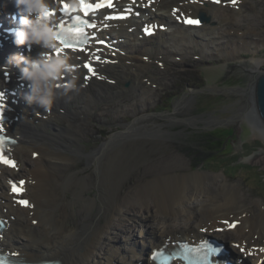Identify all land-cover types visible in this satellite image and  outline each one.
I'll list each match as a JSON object with an SVG mask.
<instances>
[{"label":"bare ground","instance_id":"6f19581e","mask_svg":"<svg viewBox=\"0 0 264 264\" xmlns=\"http://www.w3.org/2000/svg\"><path fill=\"white\" fill-rule=\"evenodd\" d=\"M244 1L237 0L236 4L242 5ZM177 2L184 1L162 0L154 5L156 12H149L148 14L152 20L169 25L166 32L157 33L164 36L170 34V38L166 41L158 39L155 45H151L139 41L136 36L129 35L127 27L137 22L135 19L129 20L127 27H124V23H117V30L113 28L107 33L112 37L114 33L124 35L125 41L118 43V45L122 44L121 48L124 50L120 52L124 53L125 51V59L129 65L127 66L122 62L121 56H117L116 61L120 63L119 74L131 77L134 84L139 88L142 89L155 80L152 72L156 76H161L162 73L167 72L174 66L187 65L191 60V57L187 56L190 52H195L200 56L203 54L209 56L215 54L212 51L215 49L217 54L220 53L222 56L233 60L236 59L241 50L254 53L255 49L258 50L262 46L260 43L264 41V30L261 31L260 25L251 26L250 28L245 27V29H242L244 31L240 30V24L243 22L239 19L241 7L238 10H233V8L222 15L219 12L225 9L217 8V6L202 2V0H197L193 4L184 3L181 7L183 11H190L191 15L202 13L209 18V23H212L213 26L209 28V32L205 33L203 29L205 24L198 29H192L183 28L176 23L174 17L169 15V10L176 6ZM199 3L204 5L199 6ZM11 8H15L13 3L10 4L8 0H0V10H4V13L1 14L3 18L7 10ZM256 9L257 6L253 5L252 10ZM258 14H263V11H259ZM144 15L145 12L142 16ZM1 16L0 18H2ZM226 26L236 27L237 29L233 30L236 35L232 37L226 35L223 30ZM196 30L203 35L200 37L191 32ZM249 34L251 36L255 35L256 38L248 39ZM239 35H242V37H239ZM13 39L10 41L13 42ZM153 40L155 38H149V41ZM250 44L252 45L249 46ZM6 49L7 47L4 46V51ZM187 50L190 52H187ZM15 53L18 54V52ZM23 55L25 54L23 53ZM178 55H180L179 59H177ZM145 57L147 60L143 62ZM2 58L3 52H0V60L7 62V59ZM4 62L2 65H8ZM263 62L262 58L253 57L249 59L248 70L240 69V72L245 75L252 76L250 77L249 88L245 87L243 90H237L242 98L235 114L238 116H234V120L240 117L242 111L246 114L250 113L247 102H251L249 95L255 86V80L257 79L255 74L262 72ZM163 66H167L168 69L166 71L161 70L160 68ZM18 70L19 67L16 66L14 69L16 74H19ZM11 86L14 85L10 84L9 86L3 80L0 81L1 88H10ZM83 89L80 88L79 91L70 92L67 96L58 95L48 112L27 104L24 99L25 92H23V97L20 100L13 96V99L19 100V104L12 107L10 113L12 123L6 126L8 131L12 132L17 138V144L12 146V157L18 161L19 169L21 165L26 174L27 182L25 183L23 196L26 195L28 206H25L27 208L24 210L20 207H12L9 201L13 199L8 196V193H11L10 186L7 191L4 190L6 184L3 185L1 180L6 179V175L13 174L12 176L15 177L16 171L4 169L9 171L6 174L1 170V167L0 199L2 203L7 202L2 205V208L6 210H3L4 215L2 212L1 215L9 224L0 241V248L3 252H7L10 248V251H16L19 258H24L27 262L54 260L58 264H151L148 260L149 250L163 244L165 238L169 237V242L175 241L176 233L179 234L180 240L203 238L205 235L198 232L199 228L205 226L209 221L211 227H214V221H231L229 215L240 217L239 221L248 235L253 236L255 234L257 238L264 237L263 205L259 202L240 205L237 185L226 187L220 195L209 193L211 189L206 186L208 182L215 179L216 175L213 174L192 171L191 174H195L190 175L188 181L163 184L158 189H152L155 192L150 194L153 198L146 199L140 190L137 193L136 191L129 193L122 202L117 203L118 169L125 172L129 171L135 161V155H138L139 159L145 158L146 150L142 147H135L129 150L116 151L111 149L112 140L104 145L105 148L100 147L86 156V163L87 161L101 162L98 183L103 199L97 203V206L103 204L104 210L100 209L92 218L97 197H91L89 190L94 180H92L89 171L81 170L84 166L81 162H75L73 155H84L85 152L81 145L92 141L95 136L96 129L94 131L89 129L88 122L105 120V118L114 120L121 117V115L116 110H109V107L103 111V104H95L91 109H82L75 113L72 119L69 118L73 114L68 111H65L63 115L57 113L61 105H66L77 99L80 100V103H88L90 98L83 95ZM142 91L146 97L140 98L141 100L134 105V108L142 102L150 101V96H147V94L151 93L146 90ZM245 95L248 96L247 100H245ZM185 102L187 101L184 98L177 101L175 108L183 107ZM124 110L123 107L122 112ZM37 115H41V121L39 122L35 118ZM57 119L65 124L66 131L63 143H59L57 140L54 141V139H46L37 131L34 132V126H38L36 129L41 130L57 121ZM135 126L136 128L132 129L133 131L129 132L128 135H135V132L142 131L143 128L150 133L154 131L152 127L155 125L148 127L145 124H137ZM61 132L62 130L59 129L56 134L59 136ZM257 135L264 138V135ZM186 137L181 138L186 139L187 144H199ZM73 144L77 145L74 152H66V148L71 147ZM35 153L38 154L37 158L27 159V154ZM72 153L73 155H71ZM187 158L189 160V157ZM88 165L90 164L87 163L85 166ZM10 181L8 180V183ZM154 184L157 183H151L150 185ZM146 188L149 189V187ZM189 188L197 189L196 192L199 195H186L185 191ZM148 193H150V190ZM92 194L94 193L92 192ZM198 200L199 204H197ZM21 211L28 213L27 217H31L30 223L36 222L35 227L31 224L28 225L26 218H21L19 215ZM149 212L156 214L155 216L158 217L160 224L154 226L148 222L147 215ZM100 214H104L102 222L98 221ZM185 225L193 231L188 230ZM220 226L223 227L224 224ZM172 228L175 231L170 232ZM228 233L236 235L234 230ZM237 235L240 238L243 237L240 232H237ZM217 237L224 236L219 235ZM21 238L25 241H20ZM251 241H256V239L251 238ZM122 243L125 245L124 247ZM261 249L264 248L256 250V253L260 255L258 258L259 264L264 263V251H261ZM252 256H255V254Z\"/></svg>","mask_w":264,"mask_h":264},{"label":"rangeland","instance_id":"374dc122","mask_svg":"<svg viewBox=\"0 0 264 264\" xmlns=\"http://www.w3.org/2000/svg\"><path fill=\"white\" fill-rule=\"evenodd\" d=\"M253 5L257 6L256 10H252ZM227 6L229 5L226 3L224 7H221L225 10H221L219 13L224 15L232 10L235 5L232 9L227 8ZM239 7H241L239 19L243 21L240 24V30L256 25H260L261 31L264 30V0H245L244 4L239 5ZM259 11H263V14L259 15ZM211 24L209 22L205 23L203 27L205 33L209 32V28L213 26ZM235 29L237 28L234 26L223 28L225 34L231 37L236 35L233 32ZM191 32L200 37L203 35L198 30ZM136 33H134L133 37L136 36ZM239 37H242V35H239ZM169 38L170 34L166 36L160 34L153 41L143 40V42L155 45L156 40L162 39L166 41ZM247 38L252 39L256 38V36L249 34ZM261 42L262 46L258 50L255 49L254 53L241 50L236 59L233 60L222 56L220 53L217 54L215 49L212 50L215 54L209 56H205V54L200 56L187 50V52H190L187 56L191 57L187 65L174 66L167 72L162 73L161 76H156L152 72L155 80L149 85H145L144 89L136 86L131 77L119 74L120 63H117L104 69L114 84L92 80L83 89V95L90 98L88 103H80V100L77 99L66 105H61L57 113L63 115L65 111H68L73 114L69 119H72L75 113L82 109H91L95 104H103V111L109 107V110H116L121 115L117 119L114 117V120L105 118V120L88 122L89 129L93 131L96 129L93 140L81 145L85 152L84 155L71 154L75 158V162H81L82 166H84H81V170L89 171L92 180H94L89 190L91 197H97L96 208L92 218L100 209L104 210L103 204L97 206V203L103 199L98 183L101 162L87 161L90 165L85 166L87 165L86 156L100 147L105 148L104 145L110 140H112L111 149L116 151L129 150L135 147H142L146 150L145 158L139 159L138 155H135V161L129 171L125 172L118 169L117 203L122 202L129 193L133 191L137 193L140 190L146 199L153 198L150 195L155 193L152 189H158L163 184L188 181L189 176L195 174H191L192 171H199L216 175L215 179L212 182H208L206 186L211 189L209 193H218L217 195H220L225 191L226 187L237 185L240 205H250L252 202H259L264 207V138L258 137L257 132L253 131V126L248 122H244L243 118L240 120L238 117L237 119L239 120L236 119V121L233 119L234 116H238L235 114L242 98V95L237 90L240 91L247 87L252 76L245 75L240 72V69L243 67L248 68L250 58H262L264 61V41ZM239 45L241 46V43ZM250 49L253 50L254 48ZM194 55H197L198 57L196 58L199 59H193ZM179 57L180 55H178V59ZM125 58L121 57V60L126 64ZM170 59L172 60V58ZM3 62V60H0V66H4L2 65ZM143 62H146V60ZM126 65L128 66L129 64ZM160 69L166 71L168 67L163 66ZM261 69L264 72V62ZM153 70L155 69L153 68ZM15 77L12 74L11 85L16 84L14 81ZM2 80L3 74L0 69V81L2 82ZM142 90L151 93L147 94V96H150V101L142 102V104H138L134 108V105L141 100L140 98L146 97V95H143L145 93ZM21 95L23 97V94ZM183 98L187 101L185 105L175 108L177 101ZM123 107L125 110L122 112ZM40 116H35L37 122L41 121ZM240 123H243L241 134H227V140L224 141L222 146L218 144V140H222V135L221 137L219 134L207 136L205 141L203 140L205 142L203 144L211 151H218L211 154V157L219 156L214 157L213 162L208 161L210 163L207 162L204 167L200 166L196 170L191 169L190 161L186 157L185 152L178 146L181 144V137L193 135L195 138L198 134H190L191 131L204 132L215 131L217 128L229 129L230 127H237ZM137 124H145L148 127L155 125L152 127L154 131L149 133L143 128L142 131L135 132V135H128L129 132L133 131L132 129L136 128L135 125ZM159 125L161 126L159 127ZM36 127L38 126H34V132L37 131L46 139H54V141L57 140L59 143H63L65 140V124L58 119L44 129L40 128L41 130H37ZM59 129L62 132L58 136L56 133ZM8 134L13 135L12 132H8ZM174 134L178 137H173ZM181 134L182 136L180 137ZM197 142L200 143V141ZM76 146V144H73L71 147L66 148V152H74ZM201 149L204 148L202 147ZM33 155L27 154L26 157L28 160H33L35 159ZM35 155L37 154L35 153ZM3 172L9 173V171L4 169ZM14 175L20 179L26 178L25 171L21 165ZM1 182L3 185L6 183L5 179L1 180ZM151 183L157 184L150 185ZM146 187H149V189ZM149 190L150 193H148ZM196 190L189 188L185 191V194L189 196L199 195ZM197 204H199V200ZM27 214L26 211L19 213L21 218H26L28 225L31 224L35 227L36 222L30 223L31 217H27ZM155 215L154 212H149L147 220L151 225L157 226L160 222ZM103 217L104 214H100L98 221L102 222ZM170 230H174V228ZM19 240L25 241L23 238ZM122 246L124 247L125 245L122 243Z\"/></svg>","mask_w":264,"mask_h":264},{"label":"clouds","instance_id":"9594fccd","mask_svg":"<svg viewBox=\"0 0 264 264\" xmlns=\"http://www.w3.org/2000/svg\"><path fill=\"white\" fill-rule=\"evenodd\" d=\"M12 3L19 17L18 26L11 30L13 43L25 46L29 52L34 46L39 51L35 55L13 54L7 64L19 67V79L27 85L24 95L27 104L48 112L58 95L67 96L87 86V82L78 83L79 66L71 62L72 56L61 42L71 39L73 32L52 15L65 4L69 15L78 13L81 0H12Z\"/></svg>","mask_w":264,"mask_h":264},{"label":"snow or ice","instance_id":"6c2138e0","mask_svg":"<svg viewBox=\"0 0 264 264\" xmlns=\"http://www.w3.org/2000/svg\"><path fill=\"white\" fill-rule=\"evenodd\" d=\"M217 2H218V0H217ZM232 3L235 5V0H232ZM104 7H108V8L113 7L112 0H99V2H97V3H92V2H90V0H81V7L79 9V12L83 13L84 17H87L89 14H94L97 10L104 8ZM61 13L64 16H70L71 17V24H69V28L73 32V36L71 39H69V40H63L62 39L61 42L64 44V46L66 48H71L73 51H86L85 48L81 47V45L88 43L86 32H85V27L94 28L95 25L91 24L86 19H82L81 15H78V14L69 15V9H68L67 4L63 5V7L61 9ZM52 15H56V13H52ZM109 18H111V17H109ZM185 23L197 24L198 21L186 20ZM146 31H148V30H146ZM148 34H151L150 31L148 32ZM94 58L99 60V57H94ZM84 67L87 68L89 73H91L92 75L96 74L94 69L92 68V66L90 64L85 63ZM88 78H91V77L90 76L86 77V79H88ZM0 95H2V94H0ZM5 145H6L5 138L0 137V163H4L5 165L10 166V167H15L14 161L8 159L6 157V155L4 154L5 153ZM12 189L14 192H18L21 190L15 184L12 185ZM19 203H21L24 206H28V201H26V200H21V201H19ZM229 227H235V225H229ZM261 251H264V249H261Z\"/></svg>","mask_w":264,"mask_h":264},{"label":"water","instance_id":"95a60500","mask_svg":"<svg viewBox=\"0 0 264 264\" xmlns=\"http://www.w3.org/2000/svg\"><path fill=\"white\" fill-rule=\"evenodd\" d=\"M200 18L203 22L208 21L207 18L203 15H201ZM256 76L257 79L255 80L256 82L254 89L250 91L251 93L249 95V99L251 100V102H247L248 106L250 107V113L246 114L242 111L239 119L241 120L243 118L245 120L244 122H248L253 126V131L255 130L257 134L264 135V72L256 73L255 77ZM247 87L249 88L250 84H248ZM247 99L248 96H246L245 100Z\"/></svg>","mask_w":264,"mask_h":264},{"label":"trees","instance_id":"16d2710c","mask_svg":"<svg viewBox=\"0 0 264 264\" xmlns=\"http://www.w3.org/2000/svg\"><path fill=\"white\" fill-rule=\"evenodd\" d=\"M209 135L210 134L203 135L202 140L199 138L198 135H196L195 138L193 137V135H188L187 138L189 137V138L193 139L196 142L200 141V143L197 144V145L187 144L186 143L187 142L186 139L180 138V141H181L180 146H182L180 149L185 152V155L187 157H189L190 165H191L190 167L192 169H195V168L199 167L202 164H203V167H204V166H206L205 164L208 161L213 162L214 157L219 156V155H215V156L211 157V154L216 153L218 151H213V150L211 151V150L207 149V147L203 144V143H205V142H203V140L205 141V138L207 136H209ZM221 135H222V140H218V142H219L218 144H221V146H222L224 141L227 140L228 135L227 134H219L220 137H221ZM202 147L204 149H201ZM221 155H224V154H221ZM210 162H208V163H210Z\"/></svg>","mask_w":264,"mask_h":264},{"label":"flooded vegetation","instance_id":"af4514ba","mask_svg":"<svg viewBox=\"0 0 264 264\" xmlns=\"http://www.w3.org/2000/svg\"><path fill=\"white\" fill-rule=\"evenodd\" d=\"M243 123H240L237 125V127H230L229 129H222V128H217L215 131H191L190 134H198L199 138L202 140L203 134H241V127ZM182 134L180 135V137ZM173 137H178L173 135ZM180 146V145H178ZM182 147V146H180Z\"/></svg>","mask_w":264,"mask_h":264}]
</instances>
